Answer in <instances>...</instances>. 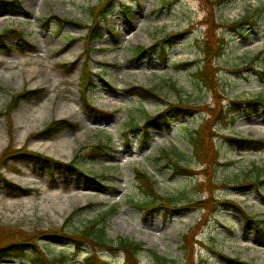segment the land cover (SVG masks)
<instances>
[{"label": "rangeland", "instance_id": "obj_1", "mask_svg": "<svg viewBox=\"0 0 264 264\" xmlns=\"http://www.w3.org/2000/svg\"><path fill=\"white\" fill-rule=\"evenodd\" d=\"M9 1H0V32L21 28L34 48L0 50V157L9 145L26 147L65 163L76 159L90 177L99 178L86 180L58 167L50 175L32 161L0 165V232L7 230L14 240L15 235L34 238L40 246L30 245L23 257H5L0 264H40L38 252L57 264H86L89 245L76 248L52 231L64 224L67 231L81 230L109 208L114 212L101 224L107 238L113 244L120 238L143 243L140 264H264V223L247 221L223 205L147 213L137 204L150 197L136 180L137 170L150 174L155 190L177 206L212 196L233 200L264 220V149L240 151L228 140L264 138V0H110L106 18L99 20L101 36L91 46L84 42L92 24L89 9L107 0ZM57 16L79 25H61ZM213 17L222 46L214 60L221 68L223 103L239 110L233 125L210 121L219 156L218 163L209 164L208 144L200 141L197 150L191 136L212 114L205 107L216 105L195 74L207 58V22ZM115 37L118 44L112 43ZM137 45L148 48L142 58L134 56ZM87 57L99 73L87 102L106 114L84 103L80 76ZM131 85L152 88L159 98L128 95ZM25 89L41 92L22 99L11 122L6 107ZM257 97L262 103L249 104ZM185 104L195 108L192 115L168 113L170 128L153 131L149 144L140 147L142 132L135 124ZM62 119L78 126L50 138L33 136ZM99 141L108 148L91 160L86 153ZM187 234L194 242L189 255L183 241ZM8 241L0 235V245ZM98 252L102 259L126 261L123 250Z\"/></svg>", "mask_w": 264, "mask_h": 264}, {"label": "trees", "instance_id": "obj_2", "mask_svg": "<svg viewBox=\"0 0 264 264\" xmlns=\"http://www.w3.org/2000/svg\"><path fill=\"white\" fill-rule=\"evenodd\" d=\"M3 2H9L8 0H0ZM110 4V0H107L104 3H100L98 5L92 6L90 10V15L92 18V24L88 26V30L86 35L84 36V42L91 46L92 42L98 39L101 36V29L100 23L103 19L106 18V14L108 11V6ZM102 18V20H101ZM57 19L61 23L70 22L76 23V21H70V19L58 17ZM99 20H101L99 22ZM208 36H207V58L205 59L203 66L196 71V76L198 77L199 81L202 82L208 89H210L214 95L216 105L215 107L207 106L205 107L206 110L210 111L212 114L210 118L204 121L201 124L200 128L194 132V135L191 136V142L195 149L198 150L199 142L202 141L203 144H208V150L211 151L210 156H208L209 164L218 163V156L219 151L214 146L213 137L216 135V132L212 130V126L209 124L210 121L214 122H222L225 124H234L236 121L235 110L232 106L229 107L230 109H226V105L223 103L222 92L220 90V83L218 79V72L221 69L220 66L215 64L214 58L220 56L222 54V46L221 40L219 41L218 38L215 36V18H211L208 22ZM79 25V23H78ZM111 35L116 34L113 30H110ZM12 39L15 43V48L20 52H25L29 48H34V44L26 37L25 33L21 28H6L0 33V50L12 51L13 46L9 44V40ZM120 38L115 37L113 39V44H118ZM91 48H88L90 50ZM148 48L143 47L142 45H138L136 47V54L137 58H142L145 55V52ZM209 58V59H208ZM64 69L68 66L66 64L61 65ZM69 73L72 70L68 71ZM99 77V73H95L91 70V64L89 62V58L87 57L84 63V68L82 69L81 73V85L80 88L84 92L82 97L85 98L84 103L88 105L91 109L96 111H100L94 106H91L87 100L89 99L88 93L96 87L95 77ZM103 83L112 91H116V89L111 85V83H106L105 79H101ZM41 92V89L37 90H23L21 93L13 94L12 100L9 105L6 107V114L8 119H10V115L12 114L13 110L18 106L19 102L24 100H30L36 97ZM126 93L129 95H138L141 98H159V95L155 92L152 88H146L143 86H136L131 85L130 88L125 90ZM262 102V99L256 98L249 101L251 103H259ZM239 103H247L245 101ZM190 104H185L183 106H171L167 111L156 115L148 114L144 120L142 125H135L136 128L142 131V138L140 146L145 148V146L150 142L152 138V132L154 130H163L165 128H169L171 126V120L169 119L168 113L173 111V115L176 117L185 116V115H192L191 113L194 112V107ZM105 113L103 111H100ZM106 114V113H105ZM109 115L111 113H108ZM210 114V113H209ZM12 122V121H11ZM78 124L70 121L68 119L56 120L48 124L42 131L38 133H34L33 136L36 137H44L50 138L53 137L65 129L68 128H75ZM202 135L203 138L200 139ZM200 139V140H199ZM229 141L232 145H234L238 150L245 151V150H254L259 151L264 149V139H251V138H232L229 137ZM107 149V145L102 141H99L91 150L87 151L86 156L92 160H96L99 158ZM165 151V156H169ZM15 161H32L34 163H38L40 167L47 166L50 171V174L53 175V170L55 167L64 169L67 174H76L77 176L82 175L86 180H97L99 176L90 177V175L84 172L78 165L76 159L65 163L59 160H55L52 157H49L44 154H40L38 152L28 150L26 147L21 148H14L13 145H9L1 154L0 157V165H7L10 160ZM178 166V165H177ZM136 179L139 183V186L143 192H145L150 199L144 202H139L137 204L138 208L144 210L147 213L153 212L157 208L163 207L168 212H181L183 210H188L191 206H196L197 208H211L213 210H217L223 205L226 209L233 208L235 211H238L246 220H255V216H251L245 212V210L235 201L231 200H221L217 201L214 197L209 198H202L195 201V203H187L181 206H177L172 198L162 197L156 190V181L153 180L152 176H150L145 171H136ZM203 173V172H202ZM204 174V173H203ZM259 179V178H258ZM10 181H6L9 183ZM245 187V185H242ZM166 211V212H167ZM114 212L113 208H109L108 210L104 211L100 218L96 220H92L88 225H86L81 230L76 231H67L66 224H64L60 229L53 230L52 236L56 238H60L63 240H67L73 243L77 248H81L83 245L88 244L92 249V253L88 254L85 257L86 264H118L112 261L102 260L99 256V248L105 249H117L123 250L126 255V261L124 264H138L139 255L144 250V244L141 242H133L129 241L125 238H120L118 243L113 244V241L109 240L106 235L105 227L101 226L103 221L112 213ZM256 222L260 225L264 223V220H256ZM101 226V227H100ZM191 234V233H190ZM190 234H187L183 237L184 247L187 249V254L189 255L192 250V246L194 243ZM2 238L9 240L6 242V245H0V259L5 257H15L21 258L24 256V250L26 246L33 245L36 248H40L38 243H35L34 238L30 237H19L15 235V240L11 239L12 235L7 231L3 230L0 232ZM189 244H191L189 246ZM36 260L40 264H57V261L54 258H50L45 255L43 252H38ZM242 264H249L247 262H242Z\"/></svg>", "mask_w": 264, "mask_h": 264}]
</instances>
